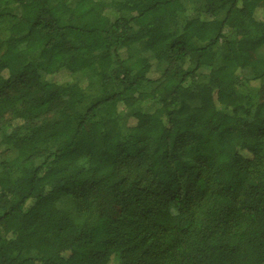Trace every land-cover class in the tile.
I'll return each mask as SVG.
<instances>
[{"label":"trees","instance_id":"trees-1","mask_svg":"<svg viewBox=\"0 0 264 264\" xmlns=\"http://www.w3.org/2000/svg\"><path fill=\"white\" fill-rule=\"evenodd\" d=\"M263 46L264 0H0V264H264Z\"/></svg>","mask_w":264,"mask_h":264},{"label":"rangeland","instance_id":"rangeland-1","mask_svg":"<svg viewBox=\"0 0 264 264\" xmlns=\"http://www.w3.org/2000/svg\"><path fill=\"white\" fill-rule=\"evenodd\" d=\"M259 55L264 57V46L259 49ZM163 68V65L159 66L158 70H161ZM249 72H243V76H247ZM15 152L14 151H9L5 152L3 149H0V161L7 159V158H12L14 157Z\"/></svg>","mask_w":264,"mask_h":264}]
</instances>
